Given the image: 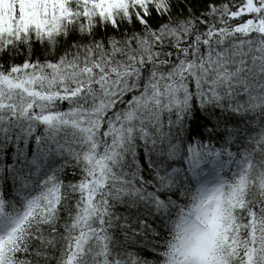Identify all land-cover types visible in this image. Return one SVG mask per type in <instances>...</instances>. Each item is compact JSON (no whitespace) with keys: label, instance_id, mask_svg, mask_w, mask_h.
Returning a JSON list of instances; mask_svg holds the SVG:
<instances>
[{"label":"snow or ice","instance_id":"obj_1","mask_svg":"<svg viewBox=\"0 0 264 264\" xmlns=\"http://www.w3.org/2000/svg\"><path fill=\"white\" fill-rule=\"evenodd\" d=\"M0 264H264V0H0Z\"/></svg>","mask_w":264,"mask_h":264}]
</instances>
